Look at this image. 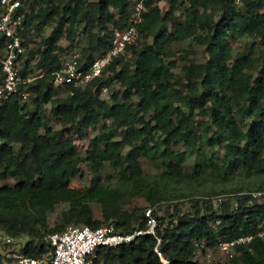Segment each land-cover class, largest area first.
I'll return each mask as SVG.
<instances>
[{
    "label": "trees",
    "instance_id": "obj_1",
    "mask_svg": "<svg viewBox=\"0 0 264 264\" xmlns=\"http://www.w3.org/2000/svg\"><path fill=\"white\" fill-rule=\"evenodd\" d=\"M167 1L169 9L163 11L158 0H144L140 34L128 52L115 57L103 76L73 93L69 85L60 97L54 77L66 52L61 41L73 46L80 37L84 61L79 67L88 68L110 48L115 28L128 26L131 0H28L21 73L33 78L0 103V180L14 179L0 184V229L28 236L24 255H48L45 236L71 224L113 223L124 232L145 228V208L136 204L141 198L154 207L161 248L171 264H202L197 240L213 247L264 232V201L245 192L264 189V182L254 189H223L229 195L221 202L211 197L221 191H203L191 196L186 209L176 199L185 192L173 188L264 177V0ZM182 7L184 19L178 14ZM37 36L41 41L33 47ZM183 40L188 46L181 47ZM237 40L240 49L233 44ZM195 45L204 47L205 60H196ZM174 58L185 61L179 72ZM115 83L122 91L103 98L102 88ZM23 90L29 92L28 103ZM47 103L61 127L48 122ZM68 125L81 138L97 130L85 155L66 134ZM194 153L192 170L185 171L182 162ZM142 157L155 173L144 171ZM83 161L91 184L75 187L72 179L82 172ZM168 200L174 208L165 223L158 208ZM59 203L68 206L52 225ZM92 203L101 205L100 216ZM155 245L156 238L146 234L117 247H99L93 258L104 264H161ZM4 260L0 253V264ZM215 264H264V235Z\"/></svg>",
    "mask_w": 264,
    "mask_h": 264
},
{
    "label": "built area",
    "instance_id": "obj_2",
    "mask_svg": "<svg viewBox=\"0 0 264 264\" xmlns=\"http://www.w3.org/2000/svg\"><path fill=\"white\" fill-rule=\"evenodd\" d=\"M0 1V39H5L4 45L0 49L2 66L1 103L17 92L21 84L30 81L33 77L24 78L21 73L26 54L24 31L26 28L25 17L30 10L28 0ZM144 10V0H131V15L128 26L115 28L110 48L98 54L88 68L79 67L80 61H84L81 52L65 53L61 68L55 73L54 84L64 88L66 93L68 92L67 87L70 85L73 88L69 92L73 93L74 88H84L95 78L103 76L113 59L126 54L129 46L138 40L144 20ZM103 90L106 91L107 87H103ZM27 94H29L28 91H22L23 96H27ZM245 192L264 201V189ZM227 195L229 193L211 197L221 202ZM153 211L154 207L146 208L147 226L134 229L131 232L121 231L113 223L102 224L97 227L88 224L68 225L64 230L54 231L45 236V240L51 245L48 253L49 259L47 258L48 255L39 258L20 254L14 264H104V261L97 263L93 258L97 248L102 246L117 247L146 234L156 238L154 251L157 253L161 264H171L170 258L165 255L161 248L162 238L157 231L159 221L154 216ZM263 235V231L246 233L230 240L220 241L213 247L209 246L207 240L202 239L197 240L195 245L201 253L202 264H215L217 261L234 257L239 245L249 244L255 238ZM12 239L9 237L8 241Z\"/></svg>",
    "mask_w": 264,
    "mask_h": 264
},
{
    "label": "rangeland",
    "instance_id": "obj_3",
    "mask_svg": "<svg viewBox=\"0 0 264 264\" xmlns=\"http://www.w3.org/2000/svg\"><path fill=\"white\" fill-rule=\"evenodd\" d=\"M160 6L162 7L163 11H166L169 9V3L167 0H158ZM178 14L184 19V7H182L179 11ZM50 31V27H47L43 30L42 35H47ZM41 41V37L37 36L35 37V42L32 43L33 47H36V45ZM61 44L66 47V52H80V47L82 44V39L79 37L76 44L71 46L70 43L67 41L66 38H64L61 41ZM189 40H183L180 45L181 47L183 46H188ZM234 46L238 49L241 48V42L240 40L234 41L233 42ZM177 49V48H176ZM196 49V54L195 58L197 61H203L206 58L204 47L201 45H195ZM178 52V51H177ZM176 65L174 67V71L179 72L181 69V66L185 63V61L179 59V58H174ZM118 90L122 91V88L118 83H115L112 87H108L106 91H102V97L106 99H110L111 93L113 90ZM66 95V91L64 88L59 87V96L64 97ZM36 99V98H35ZM34 99V100H35ZM22 100L26 101L27 103L31 101L29 94L27 96L22 95ZM45 113L47 116L48 122L53 125L54 127H61V123L59 120L52 114L51 110V104L47 103L45 105ZM251 123V120L245 121L241 123L242 126L246 127ZM65 132L68 135L69 138L75 141L76 146L78 151L81 153V155H85L86 151L89 148V140L90 137L95 135L97 133L96 129H90L89 130V137L86 138H81L78 136V133L76 132V129L73 125H68L65 127ZM129 148L125 149V152H128ZM197 159V153L192 154L191 156H188L185 160H183L182 165L184 167L185 171H191V164ZM142 166L145 172L147 173H155L156 169L151 163V161L146 158L142 157L141 158ZM81 169L82 172L76 176L75 178L72 179V185L75 187H84V186H89L91 184V170L89 165L83 161L81 163ZM14 179L9 178L5 181L0 180V184L2 183H13ZM264 182V177L262 178H255V179H243L241 176H236L233 180L228 181V182H215V181H203L201 184L199 183H180L176 184L173 186L175 190H179L180 192H185V196H180L179 198H176L178 202H180L182 205L183 209H186L189 207L191 204V196H197V195H203V191H211L212 189H216L217 191H221L223 189H231L234 187H239V186H244V187H252L251 189H254L256 185ZM172 200V199H170ZM162 201L161 207L158 208V214L160 216L166 217L165 223L171 219L169 216L170 213L173 212L174 206L172 205V201ZM138 204L137 206L144 207L145 209L148 207H153L152 205L148 204L143 198H141L139 201H137ZM68 204L67 203H59L56 205V210L51 216L50 223L53 225L55 224V220L58 217L59 213L67 208ZM92 206L95 211V215L100 216V210H101V205L98 203H92ZM12 237L13 239L11 241H8V238ZM28 236L22 235L21 237H13L7 235L2 229H0V253L5 255V260L3 264H14L17 261V256L22 253V247L28 240Z\"/></svg>",
    "mask_w": 264,
    "mask_h": 264
}]
</instances>
